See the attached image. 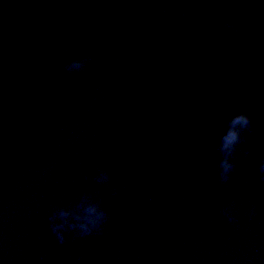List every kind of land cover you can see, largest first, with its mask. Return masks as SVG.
<instances>
[{"label":"water","instance_id":"obj_1","mask_svg":"<svg viewBox=\"0 0 264 264\" xmlns=\"http://www.w3.org/2000/svg\"><path fill=\"white\" fill-rule=\"evenodd\" d=\"M262 161L264 0H0V264H264Z\"/></svg>","mask_w":264,"mask_h":264},{"label":"clouds","instance_id":"obj_2","mask_svg":"<svg viewBox=\"0 0 264 264\" xmlns=\"http://www.w3.org/2000/svg\"><path fill=\"white\" fill-rule=\"evenodd\" d=\"M75 67H79V64H75ZM252 130V120L250 115L245 112V111H240L235 113L230 122H229V128L226 132V134L223 137V142H222V149L226 150L227 152H231L233 149L234 145H236L240 139H241V132L243 131H251ZM222 167L225 171V173L232 167V165L227 161V159L223 160L221 162ZM260 172L264 173V161L260 163ZM264 178V176H262ZM91 211H95L92 209ZM59 215L64 216L66 215L65 212L61 210ZM103 214L100 213L98 216H102ZM94 222V221H93ZM62 225L58 224H53L52 229L54 232H57V239L60 243H63V235L60 234L57 230L61 228ZM81 229L84 230V232L88 231V224L84 223L80 225Z\"/></svg>","mask_w":264,"mask_h":264}]
</instances>
